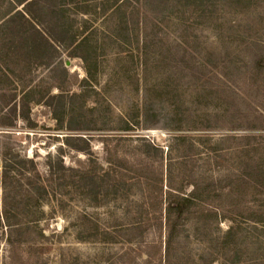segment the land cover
Returning <instances> with one entry per match:
<instances>
[{"label":"rangeland","instance_id":"1","mask_svg":"<svg viewBox=\"0 0 264 264\" xmlns=\"http://www.w3.org/2000/svg\"><path fill=\"white\" fill-rule=\"evenodd\" d=\"M212 1L65 4L85 42L50 40L49 65L0 27V171L19 154L43 176L0 186L12 230L0 264H264V0ZM21 7L0 0V15ZM30 88L62 94L83 130L59 128L43 101L4 125ZM48 156L64 168L48 175ZM193 195L168 221L165 207Z\"/></svg>","mask_w":264,"mask_h":264},{"label":"trees","instance_id":"2","mask_svg":"<svg viewBox=\"0 0 264 264\" xmlns=\"http://www.w3.org/2000/svg\"><path fill=\"white\" fill-rule=\"evenodd\" d=\"M15 5H21V9L15 10L13 13L0 15V27L6 25V30L8 33L5 35L6 40H9L8 44L13 46L15 51L21 50L26 52V57L35 60V62L49 65L54 58L55 48L50 42L53 40L55 42L64 43L67 46L74 45L77 49L83 43L85 38L83 37L79 42L75 44V34H71V24L67 21L65 16V4H72L77 0H9ZM208 1L212 0H184V6L190 8L193 11H197L207 6ZM123 2V1H122ZM215 0L211 3L214 4ZM206 3V4H205ZM121 7L117 5L116 8ZM203 10V9H202ZM2 16V17H1ZM85 42V41H84ZM259 53L263 51V47L258 45ZM76 56V53H73ZM81 58L87 62L89 57L81 55ZM11 72H13L11 70ZM255 75L259 76L263 73L260 69L254 70ZM6 77V76H5ZM49 90L44 94H40L35 89H28L27 91H22L19 96L18 101L16 99L17 94H12L6 103V112L3 114L2 119L4 125L11 126L13 123L10 121V116H17L21 119L29 118L30 102L40 103L44 102L52 112L54 113V118L57 121L59 128H65L66 130H83L82 127H75L72 122L71 115L72 106L65 101L62 94L49 96ZM47 96V97H46ZM45 98V100H44ZM13 102V103H12ZM12 103V104H11ZM67 109L68 118H65V110ZM61 113V114H60ZM124 130H129L130 127L124 125ZM47 163L44 164L46 167V173L51 174L56 168L63 169L62 159L58 156V159L54 162L48 156ZM54 164L56 167L54 169ZM32 175L36 178H42L39 171L37 170L36 163L32 158H25L19 154L10 155L9 159H4L3 166L0 171V186H8L12 179L17 176H22L25 179L30 180L29 177ZM24 179V180H25ZM93 177H90V185L94 188ZM43 180V179H42ZM34 183H25L28 191L36 196H41L46 193L44 187L33 185ZM29 197V196H26ZM193 199L195 196H185L181 198H175L171 203L165 207V215L168 221L170 218L175 216H180L185 211V208L191 207L193 205ZM8 229V233L5 234L3 230ZM0 232L8 237L11 234V227L5 214L0 215ZM11 245L12 241L10 236L6 239Z\"/></svg>","mask_w":264,"mask_h":264}]
</instances>
